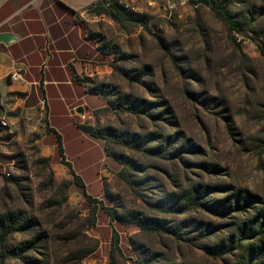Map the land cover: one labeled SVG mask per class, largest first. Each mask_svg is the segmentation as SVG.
<instances>
[{"label":"rangeland","instance_id":"374dc122","mask_svg":"<svg viewBox=\"0 0 264 264\" xmlns=\"http://www.w3.org/2000/svg\"><path fill=\"white\" fill-rule=\"evenodd\" d=\"M110 1L123 6L117 21L95 5L78 21L96 48L86 80L105 85L108 103L90 124L122 170L84 197L41 153L38 124L21 119L4 95L0 213L35 220L4 245L12 250L43 234L34 250L4 264H234L262 237L264 0L235 1L240 34L199 0ZM124 95L137 109L120 105ZM196 185L216 188L202 202L222 214L177 211L178 195ZM130 213L155 230L117 220Z\"/></svg>","mask_w":264,"mask_h":264},{"label":"crops","instance_id":"0c3cea01","mask_svg":"<svg viewBox=\"0 0 264 264\" xmlns=\"http://www.w3.org/2000/svg\"><path fill=\"white\" fill-rule=\"evenodd\" d=\"M98 1L0 0V34L18 38L0 43V100L13 97L21 119L33 118L41 153L56 170L79 179L83 189L73 184L84 197L103 192L123 167L107 154L105 140L86 131L95 129V112L108 106L103 95L89 93L96 48L78 21ZM50 138L53 148L47 147Z\"/></svg>","mask_w":264,"mask_h":264},{"label":"trees","instance_id":"16d2710c","mask_svg":"<svg viewBox=\"0 0 264 264\" xmlns=\"http://www.w3.org/2000/svg\"><path fill=\"white\" fill-rule=\"evenodd\" d=\"M235 1L236 0H199L200 3H202L206 7H209L212 11H214L219 17H221L225 21L229 32L240 34L243 32V30L236 20V15L231 10L233 5L235 4ZM95 6H99V14L105 13L106 15L111 17H114L112 15H116L114 17V20L116 21L121 17V15H123V6L117 5L116 3L111 2L110 0H100L95 4ZM260 53L264 60V43L260 46ZM144 71L145 70H140L139 76L141 74H144ZM122 74L127 75V77H129V73L127 71H122ZM104 88V84H99L96 87H91L89 89V93L104 95ZM123 99L124 101L120 105H123L124 103H129V108L127 109H137L138 106L136 104V100H131V97L129 95H124ZM86 131L93 137L105 140V138L95 129L87 128ZM106 152L109 156H111L123 165L122 161L113 153H111L107 147ZM73 180L77 187L83 189V185L81 184L79 179L74 177ZM216 191L217 190L215 187L201 185H196L187 190L182 191L176 199V201L180 203V206L179 208H177V211H179V213H184L185 211L203 208L209 213H213L215 215L222 214V212L219 211V206H208L206 204L207 201L202 202L207 199L209 195ZM173 199L174 197L173 195H171L162 203H170L171 201H173ZM162 203L157 204L156 208L158 211H163L164 204ZM261 216L262 217L258 234L262 237L260 238L259 243L249 244L248 246H246L243 249V252L241 253L237 262H235L234 264H264V211L262 212ZM117 220L123 224L135 223L142 229H147L151 231L155 230L154 227L143 223L140 220V214L137 213H130L127 216H119ZM34 225V218H27L24 212L22 211H6L0 213V264H4V262L9 258L21 257L22 255L30 252L31 250H34L41 243V241H43V234L39 233L33 236L32 238L21 242L16 248L12 250H8L5 247L4 243L9 235L30 229Z\"/></svg>","mask_w":264,"mask_h":264},{"label":"water","instance_id":"95a60500","mask_svg":"<svg viewBox=\"0 0 264 264\" xmlns=\"http://www.w3.org/2000/svg\"><path fill=\"white\" fill-rule=\"evenodd\" d=\"M18 38L12 34H0V43H3L4 45H9L13 41H16ZM79 113H81V110H78Z\"/></svg>","mask_w":264,"mask_h":264},{"label":"built area","instance_id":"2783aa9c","mask_svg":"<svg viewBox=\"0 0 264 264\" xmlns=\"http://www.w3.org/2000/svg\"><path fill=\"white\" fill-rule=\"evenodd\" d=\"M10 78H11V79H15V74H11V75H10Z\"/></svg>","mask_w":264,"mask_h":264}]
</instances>
